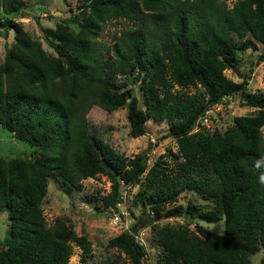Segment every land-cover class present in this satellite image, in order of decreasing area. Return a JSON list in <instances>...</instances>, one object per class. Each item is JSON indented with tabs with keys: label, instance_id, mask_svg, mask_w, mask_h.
<instances>
[{
	"label": "trees",
	"instance_id": "obj_1",
	"mask_svg": "<svg viewBox=\"0 0 264 264\" xmlns=\"http://www.w3.org/2000/svg\"><path fill=\"white\" fill-rule=\"evenodd\" d=\"M0 6V30L15 34L0 62V124L37 152L0 156V210L7 209L9 218L0 264H69L73 244L89 252L88 240L66 216L46 222L42 200L48 175L68 190L81 189L82 179L98 173L112 179L104 197L111 207L120 200L121 179L145 175L152 214L136 225H150L156 234L155 264H249V255L264 248V93L246 90L249 74L235 81L224 69L237 63V49L264 45V0H83V19L74 16L78 30L58 23L55 39L45 37L55 54L15 19L28 6L25 0H0ZM113 17L131 25L103 46L100 30ZM118 73L139 82L144 107L126 76L116 80ZM190 85L201 89L189 93ZM233 94L256 108L235 115L223 131H192ZM125 103L130 136L145 132L147 118L168 119V135L178 139L182 157L172 152V165L158 159L146 171L147 150L128 157L90 132L86 112L92 105L111 112ZM179 186L212 198L201 213L209 221L223 219L222 233L158 222L183 211L181 204L166 208L177 200ZM183 212L193 216L191 206ZM107 244L118 253L101 264H147L145 248L131 232L122 230Z\"/></svg>",
	"mask_w": 264,
	"mask_h": 264
},
{
	"label": "rangeland",
	"instance_id": "obj_2",
	"mask_svg": "<svg viewBox=\"0 0 264 264\" xmlns=\"http://www.w3.org/2000/svg\"><path fill=\"white\" fill-rule=\"evenodd\" d=\"M28 6L15 14V19L23 23V28L31 35L39 37L43 48L55 54L45 37L55 39L53 31L58 23L67 24L74 30L79 29L78 20L83 19V0H25ZM235 0H226L228 5ZM88 10V8H87ZM0 6V16H3ZM125 17H113L102 26L99 43L103 46L114 41L115 36L124 28L130 26ZM14 30L9 29L7 36L0 30V62L4 59L7 47L14 39ZM264 45L258 42V48L237 49V63L234 67L224 69V73L235 81L249 74L247 91L255 94L264 93V59L258 56ZM126 76L127 86L138 97L139 105L143 106L142 89L138 81H133L132 74L118 73L117 81ZM175 87H178L175 85ZM201 89L199 85H190L185 88L189 93ZM242 93V92H241ZM128 99V98H127ZM256 107L246 104L239 94L226 96L222 102L213 105L204 116L200 117L192 128L211 133L214 130L223 131L234 121L235 115L252 112ZM90 132L111 144L118 152L128 157L147 150L146 171L158 165L157 160H163L172 165L175 159L170 153H179L178 139L168 135L169 120H154L147 118L144 121L145 132L136 137L129 135V122L127 118V104L108 112L99 105H92L86 112ZM264 136V124L261 127ZM35 147L27 141L18 139L14 133L0 124V156L10 158L18 155L36 154ZM162 164V163H161ZM160 165V164H159ZM47 192L42 200V210L47 223H52L56 216H66L68 222L77 234H82L89 242V252L76 244L72 245V254L69 264H101L108 257H115L118 253L116 247L108 246L107 241L122 230L131 232L138 242L145 248L144 258L147 264H155L160 251L156 234L150 225H142L136 221L143 215L152 214L149 189L144 186L145 175L138 181L124 182L121 179L120 200L115 207L104 204V197L111 190L112 179L105 173H98L95 177L82 179L81 189L70 188L65 190L55 177L48 175ZM177 200L169 206L181 204L183 211L191 206L193 216H187L183 211L169 216H162L159 223H186L190 228L196 224L204 225L210 230L222 233L224 220H206L202 215L204 209L212 207V198H205L201 194L178 187ZM163 212V211H162ZM8 210H0V248L7 246L8 238ZM264 254V248H259L249 255V264H259Z\"/></svg>",
	"mask_w": 264,
	"mask_h": 264
},
{
	"label": "water",
	"instance_id": "obj_3",
	"mask_svg": "<svg viewBox=\"0 0 264 264\" xmlns=\"http://www.w3.org/2000/svg\"><path fill=\"white\" fill-rule=\"evenodd\" d=\"M100 163L103 164L104 166H106L108 169L112 170L114 173H116L115 168L111 164L106 162L105 160L101 159Z\"/></svg>",
	"mask_w": 264,
	"mask_h": 264
}]
</instances>
